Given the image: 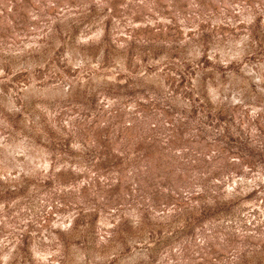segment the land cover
<instances>
[{"label":"rangeland","instance_id":"rangeland-1","mask_svg":"<svg viewBox=\"0 0 264 264\" xmlns=\"http://www.w3.org/2000/svg\"><path fill=\"white\" fill-rule=\"evenodd\" d=\"M0 264H264V0H0Z\"/></svg>","mask_w":264,"mask_h":264}]
</instances>
